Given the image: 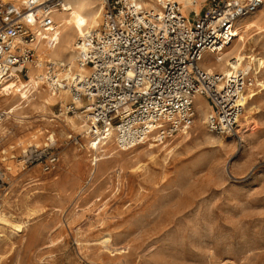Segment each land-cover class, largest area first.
Wrapping results in <instances>:
<instances>
[{"label":"rangeland","instance_id":"rangeland-1","mask_svg":"<svg viewBox=\"0 0 264 264\" xmlns=\"http://www.w3.org/2000/svg\"><path fill=\"white\" fill-rule=\"evenodd\" d=\"M92 2L103 7L101 0ZM205 3L194 0L182 13L201 14ZM245 23L249 26L235 30L225 48L248 40L252 51L246 53L257 59L238 66L250 65L255 81L242 92L253 91V111L248 121L239 118L238 138L209 131L205 117L212 106L200 95L194 98L187 135L177 132L162 140L169 143L165 148H150L159 142L150 138L124 149L110 138L103 152H94L82 115L77 113L79 130L63 121L75 116L65 113L69 96L63 105L50 107L53 115L44 118L54 119L51 124L32 109L23 117L5 115L0 122V216L6 217L0 220V264H264V4ZM222 61L205 53L199 64L220 72ZM40 85L42 94L44 87L48 91L45 82ZM197 104H208L209 112L200 113ZM50 134L54 141L46 139ZM49 141L59 155L54 169L45 171L39 162L23 165L25 149Z\"/></svg>","mask_w":264,"mask_h":264},{"label":"built area","instance_id":"built-area-1","mask_svg":"<svg viewBox=\"0 0 264 264\" xmlns=\"http://www.w3.org/2000/svg\"><path fill=\"white\" fill-rule=\"evenodd\" d=\"M101 3L99 25L74 42V64L46 61L40 75L52 94L69 96L65 113L82 115L92 143L112 138L119 147L132 148L185 132L198 95L211 102L205 120L209 131L238 138L242 92L255 84L252 67L223 75L199 62L205 53L221 52L234 38L237 22L253 15L264 0H207L192 19L171 0L160 4V11L133 0ZM58 7L60 0H24L21 6L0 0V96L11 81L28 79L29 67H39L38 38L54 44L44 34L55 32L52 12ZM4 117L0 112V122ZM53 146L49 141L25 149L23 165L39 162L45 171L54 169L59 155Z\"/></svg>","mask_w":264,"mask_h":264},{"label":"bare ground","instance_id":"bare-ground-1","mask_svg":"<svg viewBox=\"0 0 264 264\" xmlns=\"http://www.w3.org/2000/svg\"><path fill=\"white\" fill-rule=\"evenodd\" d=\"M10 1L16 3L18 6H21L24 2V0H10ZM133 1L136 4L148 6V7H151L152 9H155L156 11H160L161 10L160 4H164V2L166 0H158V2H157V0H133ZM171 1L179 4V8H180L181 13H182V9L188 8L189 6H191L194 0H171ZM92 3H93L92 0H60V7L53 9L52 19H53V22L55 25V32L51 33L49 35H46V34H44V35H45V38L47 37L48 39H53V40H55V42H54V44H52L51 42H48L47 40H42V39L38 38V41L35 44V47H36V52H37V58L39 61V67L37 69H35L33 67H29L28 79L19 80L18 82L11 81L8 84L7 88L4 90V91H6V93H8V91L11 89V91L8 94H6L5 96L2 97L3 105H2L1 109H3L2 112H5L6 117H8V115H10V114H13L15 116L16 115L22 116V114L25 113L26 109H32V110H34L33 112L39 113V115L42 117L41 118L42 120H46L45 115L47 113H52V115H53V112L50 111V107L52 105H55L58 102H61L62 105L64 104V102L67 100V97H68L66 93L52 94V93H50L49 90H48L49 91L48 92L47 89L44 87V92L42 94V91H41L42 85H40V83L42 81H41L40 76H39V74L41 73V67H43L42 63L46 62V61H56L58 59H62L65 57L67 59V62L70 64L72 63V61H74L75 55L73 54V46H74L75 39L79 35H82L83 32H86L88 29L96 27L97 25H99L100 20H101L100 18H101V11H102L101 8L102 7L101 8H97V7L95 8V6H93ZM245 18H242L241 20H239L237 22L236 30L247 28L249 26V23L248 24L245 23ZM33 29L37 30L36 27H33ZM241 37H243V36H241ZM251 39H253V38H251ZM252 43H253V41H252ZM252 47H253V44H252ZM225 48H227V47H225ZM225 48L221 52L216 53L220 56V59L224 58V61H222L220 63L221 64L220 67L218 66L220 69V73L223 75H228L229 71L231 69H235L238 66H240V62L242 60L247 59L248 60V62L246 61L247 63H252V61L257 60L255 58V56H253L251 54L249 55L246 53L247 50L252 51V49L250 48V42L248 40H247V42L241 44L237 48L230 49V51H225ZM215 50H216V48H215ZM215 50H214V53H215ZM229 56L231 58L227 59V57H229ZM259 65H262V61L259 62ZM213 67L214 66H207V70L212 71V69H214ZM82 72L85 73V70L83 69ZM82 72H79V73H82ZM71 74L72 73L70 70L66 72L67 77L71 76ZM17 83H19V84H17ZM46 87H47V85H46ZM244 91H245V89H244ZM32 92H35V96L30 98V93H32ZM253 94L254 93L252 90H250V88L246 93H244V95L242 94L243 95V97H242L243 103H244V105H243L244 106V112L242 113V115L240 117L243 121H248L250 118L251 112L253 111L251 101H249L252 99ZM80 104H81L80 102H77L76 106L78 107V106H80ZM196 107L200 113L209 112L208 104L204 105L203 107L201 105L197 104ZM55 117H57V116L54 115V118ZM199 117L202 118L201 116H199ZM80 118L81 117L79 114H75L74 117L64 116L63 121H65L66 125H68V127H70L71 129L79 130L83 127V125H81V123H79L80 121L76 122V119L78 120ZM47 120L49 122V121H52L54 119L47 118ZM239 121H240V119H239ZM199 124H200V122H199ZM43 131H44V133H47V134L50 133L46 129ZM60 132H61V130H60ZM184 133H186V135H187L188 132L185 131ZM46 139L54 141V137L52 134L48 135V137ZM92 142L90 143V145L92 146V149L94 150V152H97V151L103 152L104 150L100 149L101 146L106 145L110 141L109 142H107V141L106 142H100V144H98V142H95V143H92ZM88 143H89V141H88ZM162 143L163 142H160V141L158 143H150L149 147L150 148H154V147L165 148L169 144V143L168 144L167 143L162 144ZM161 144H162V146H160ZM107 147H109V146H107ZM110 147H111V145H110ZM124 149H130V148H124ZM4 203H6V202H4ZM3 217H5V216H3ZM3 217L0 216V220L3 222H6V220ZM13 226L18 231L21 230V224L20 223L19 224L16 223Z\"/></svg>","mask_w":264,"mask_h":264},{"label":"crops","instance_id":"crops-1","mask_svg":"<svg viewBox=\"0 0 264 264\" xmlns=\"http://www.w3.org/2000/svg\"><path fill=\"white\" fill-rule=\"evenodd\" d=\"M206 6H207V0H206V3H205V5H204V8H203V11H204V9L206 8ZM180 9V8H179ZM181 11V10H180ZM194 13H196V14H199L198 12H196V11H194V10H192V9H190V14L192 15V17L191 18H189V17H187V15L185 16V17H187L188 19H192L193 18V15H194Z\"/></svg>","mask_w":264,"mask_h":264}]
</instances>
